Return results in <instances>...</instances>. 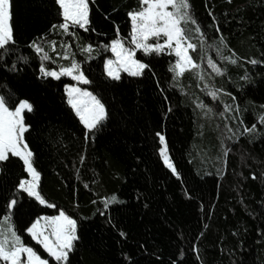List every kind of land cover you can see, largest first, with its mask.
Returning a JSON list of instances; mask_svg holds the SVG:
<instances>
[{
    "label": "trees",
    "instance_id": "1",
    "mask_svg": "<svg viewBox=\"0 0 264 264\" xmlns=\"http://www.w3.org/2000/svg\"><path fill=\"white\" fill-rule=\"evenodd\" d=\"M190 3L206 37L203 50H190L203 79L191 70L174 79V54L137 50L149 67L113 80L104 69L110 42L119 37L128 45L127 13L139 10L140 0H89L88 30L73 26L68 33L52 28L62 22L55 0H10L15 43L0 49V95L10 109L20 99L32 103L25 141L41 174L39 190L56 207L16 187L28 176L10 156L0 162V221L10 215L23 243L49 264L56 262L25 228L60 210L77 221L70 264H264V0ZM188 35L199 43L198 34ZM221 35L226 46L218 54L213 41ZM33 41L49 59L35 52ZM89 44L91 52L84 51ZM229 56L237 62L224 59ZM72 60L107 110L87 139L67 103L65 85L73 79L40 72L41 63L59 70ZM213 88L220 90L216 99L207 94ZM199 102L213 111L205 115ZM224 104L239 111L227 112ZM252 125L253 133L239 134ZM156 132L165 136L177 174L163 163ZM13 198L17 205L6 212Z\"/></svg>",
    "mask_w": 264,
    "mask_h": 264
},
{
    "label": "snow or ice",
    "instance_id": "2",
    "mask_svg": "<svg viewBox=\"0 0 264 264\" xmlns=\"http://www.w3.org/2000/svg\"><path fill=\"white\" fill-rule=\"evenodd\" d=\"M55 3L59 7L62 22L59 25H52L53 29L59 28L68 33L71 27L76 26L88 30L87 26L90 24L89 0H55ZM140 3L139 10L127 13L131 20L128 45L126 46L119 37L110 42L115 59L104 61L107 76L113 80H119L121 72L131 76L142 75L149 65L136 58L137 50H140L146 56L160 55L165 52L170 55L174 54L176 59L170 65V71L175 74L174 79H178L188 70L203 79L199 71L201 65L193 60L190 50L195 51L198 47L203 50L206 46V37L192 12L190 0H140ZM10 7V0H0V49L5 51L8 50L9 45L15 43L14 31L10 23ZM217 31H219L218 28ZM189 32L198 34V44L192 42V38L188 35ZM213 46L216 47L218 54H222V48L226 46L222 35L213 41ZM32 47L36 53L43 54L42 59L50 58L36 41L32 42ZM91 50V44L84 49L88 52ZM65 55L67 56V54ZM224 59L230 60L231 63L237 62L231 56ZM250 63L256 64L257 61L252 60ZM208 66L218 74L222 72V69L218 68L211 58L208 59ZM40 72L44 76L55 79H59L61 75H68L78 82L89 83L88 78L80 70L79 63L75 60H72L68 67L61 66L59 71L48 70L41 63ZM65 91L68 97L67 103L74 110L85 129V138L93 136L107 118L105 104L92 92L76 85H65ZM219 91L213 88L207 94L216 99ZM228 95L231 96L230 93ZM197 107L206 109L205 115L213 111L203 102H199ZM224 109L227 112L239 111L238 106L233 109L228 104H224ZM32 111L33 105L28 100L20 99L14 109H10L5 97L0 95V162L7 161L10 156L19 158L22 161L23 172L27 173L28 178L19 179L16 187L27 193L28 197L34 198L39 204L52 208L56 206L49 204L39 190L41 174L34 167L33 152L25 141V132L30 127L25 121V113ZM220 115L223 116L224 113L222 112ZM259 119L261 123H264V114ZM239 124L243 125V120H239ZM225 127L227 128V125ZM255 128V125L250 128L244 127L239 134L253 133ZM228 131L232 130L229 128ZM155 135L162 145L159 148L161 158L172 173L177 174L176 168L167 154L165 136L160 132H156ZM228 139H232V136H229ZM116 199L115 195L105 199L104 207L107 208ZM15 205H17V200L10 199L5 211L7 212ZM25 231L56 264H70L69 254L74 250V243L79 237L76 219L67 215L64 210H60L58 215L36 217L25 228ZM0 261H3L4 264H49V259L42 258L37 250L23 243L15 226L11 223L10 215H5L0 221Z\"/></svg>",
    "mask_w": 264,
    "mask_h": 264
},
{
    "label": "rangeland",
    "instance_id": "3",
    "mask_svg": "<svg viewBox=\"0 0 264 264\" xmlns=\"http://www.w3.org/2000/svg\"><path fill=\"white\" fill-rule=\"evenodd\" d=\"M110 52L112 53V51H111V48H110ZM110 59H115V56H114V54L112 53V58H110ZM57 71H59V70H57ZM121 73H125V72H121ZM125 74H128V73H125ZM129 75V74H128ZM62 76V75H61ZM68 76V75H67ZM69 77H71V76H69ZM72 78V77H71ZM73 79V78H72ZM73 81H74V83L73 84H71V85H76L77 87H80V88H85V89H87L88 90V88L86 87V85L87 84H85V83H83V82H78V81H76V80H74L73 79ZM89 91V90H88ZM67 94V93H66ZM67 99H68V97H67ZM74 111V110H73ZM161 147H162V145H161ZM163 160V159H162ZM163 163H164V161H163ZM165 164V163H164ZM166 166V165H165ZM167 167V166H166ZM168 168V167H167ZM169 169V168H168ZM170 171H171V169H169ZM58 215V214H57ZM41 216H47V215H41ZM30 235V234H29ZM35 242V241H34ZM3 262V261H2ZM3 264H4V262H3Z\"/></svg>",
    "mask_w": 264,
    "mask_h": 264
}]
</instances>
